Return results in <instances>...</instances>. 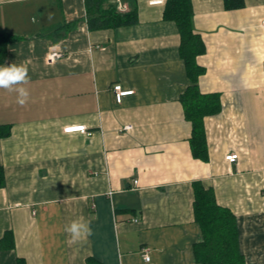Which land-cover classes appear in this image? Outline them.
Masks as SVG:
<instances>
[{
	"label": "crops",
	"instance_id": "obj_1",
	"mask_svg": "<svg viewBox=\"0 0 264 264\" xmlns=\"http://www.w3.org/2000/svg\"><path fill=\"white\" fill-rule=\"evenodd\" d=\"M123 1L138 23L91 30L84 0H0V32L21 36L0 67L30 77L23 106L0 89V264H201L199 180L236 215L245 264H264V0H192L199 87L222 103L205 117L208 161L192 153L167 0ZM116 83L134 93L117 102ZM80 124L88 133L64 130ZM81 218L92 235L72 244L65 229Z\"/></svg>",
	"mask_w": 264,
	"mask_h": 264
},
{
	"label": "trees",
	"instance_id": "obj_2",
	"mask_svg": "<svg viewBox=\"0 0 264 264\" xmlns=\"http://www.w3.org/2000/svg\"><path fill=\"white\" fill-rule=\"evenodd\" d=\"M88 26L91 30L116 28L139 22L137 8L119 11L112 0H84ZM228 10L245 6V0H224ZM164 19L175 21L181 35L180 54L183 58L191 84L181 95L185 117L192 123L190 137L193 156L209 160V147L205 117L222 110L219 93H204L199 78L206 71L198 64L197 57L206 51L202 36L195 32L192 0H167ZM21 36L0 32V64L8 56V46ZM9 126L0 125V136L10 134ZM5 185L4 168L0 166V187ZM195 220L202 230V240L194 246L195 256L201 264H245L240 250L238 227L234 212L218 203L215 191L202 181L193 182ZM2 246V245H1ZM18 264H24L18 260Z\"/></svg>",
	"mask_w": 264,
	"mask_h": 264
},
{
	"label": "clouds",
	"instance_id": "obj_3",
	"mask_svg": "<svg viewBox=\"0 0 264 264\" xmlns=\"http://www.w3.org/2000/svg\"><path fill=\"white\" fill-rule=\"evenodd\" d=\"M29 82L30 77L26 65L12 64L0 67V89H5L9 92L15 91L18 94L17 102L21 106L28 102L29 91L24 85H27ZM65 231L69 234V242L72 244L92 235L91 228L87 223L83 222L82 218L72 221Z\"/></svg>",
	"mask_w": 264,
	"mask_h": 264
},
{
	"label": "built area",
	"instance_id": "obj_4",
	"mask_svg": "<svg viewBox=\"0 0 264 264\" xmlns=\"http://www.w3.org/2000/svg\"><path fill=\"white\" fill-rule=\"evenodd\" d=\"M112 1L114 3H116L119 11H122V12L127 11L126 3L123 0H112ZM263 24H264V22H263ZM61 56H62V52L55 51V52H52L50 54L49 58H50V60H54V59L61 57ZM113 90H114V94H115V98H116L117 102H122L123 99L125 98V96L131 95L134 93L133 89L124 88L121 83H116L113 86ZM131 127H132V125L128 124V125L124 126V129L129 130ZM64 130L66 132L80 131L83 133H88V128L85 124L67 126ZM237 157H238V154H231V155L226 156V159L231 161V162H234L237 159ZM144 256H145L146 260L150 259V256L148 254L147 249H145V251H144Z\"/></svg>",
	"mask_w": 264,
	"mask_h": 264
}]
</instances>
